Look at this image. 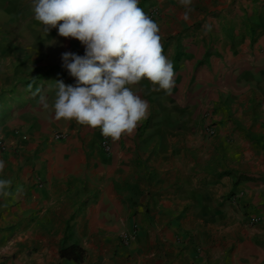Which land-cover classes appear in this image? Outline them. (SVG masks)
I'll list each match as a JSON object with an SVG mask.
<instances>
[{
	"label": "crops",
	"instance_id": "crops-1",
	"mask_svg": "<svg viewBox=\"0 0 264 264\" xmlns=\"http://www.w3.org/2000/svg\"><path fill=\"white\" fill-rule=\"evenodd\" d=\"M193 5L139 0L161 10L175 86H129L151 115L106 152L55 119L56 81L76 82L62 53L85 46L0 0V178L23 188L0 199V264H264V0Z\"/></svg>",
	"mask_w": 264,
	"mask_h": 264
},
{
	"label": "clouds",
	"instance_id": "clouds-1",
	"mask_svg": "<svg viewBox=\"0 0 264 264\" xmlns=\"http://www.w3.org/2000/svg\"><path fill=\"white\" fill-rule=\"evenodd\" d=\"M178 3L188 20L193 0ZM32 10L45 33L57 28L60 36L85 46L83 56L62 53V66L76 82L56 81V120L99 128L102 136L115 142L133 135L151 115L148 101L129 86L147 79L156 90L171 94L173 62L164 55L158 23L139 7V0H33ZM5 168L0 159V176ZM12 183L0 178V199L22 194L21 186L13 193Z\"/></svg>",
	"mask_w": 264,
	"mask_h": 264
},
{
	"label": "built area",
	"instance_id": "built-area-1",
	"mask_svg": "<svg viewBox=\"0 0 264 264\" xmlns=\"http://www.w3.org/2000/svg\"><path fill=\"white\" fill-rule=\"evenodd\" d=\"M148 15L155 21L158 17L161 16V10L159 8H157V7H154L152 9H150ZM208 114L210 115V112ZM205 131H206V133L211 134V135L216 133V129H215L214 123L212 122L211 119L205 125ZM56 137L61 139L64 136L62 134H57ZM100 144H101L102 148L106 152H111L112 149H113L111 138H105L104 136H102ZM7 148H8L7 143L5 142V140L2 137H0V149L4 150V149H7ZM256 219L257 218H253L252 222L257 221ZM134 234H135V231L134 232H130V233L129 232H124V234H123L124 242L128 243L134 237Z\"/></svg>",
	"mask_w": 264,
	"mask_h": 264
},
{
	"label": "trees",
	"instance_id": "trees-1",
	"mask_svg": "<svg viewBox=\"0 0 264 264\" xmlns=\"http://www.w3.org/2000/svg\"><path fill=\"white\" fill-rule=\"evenodd\" d=\"M64 252H63V250H62V254H63Z\"/></svg>",
	"mask_w": 264,
	"mask_h": 264
},
{
	"label": "rangeland",
	"instance_id": "rangeland-1",
	"mask_svg": "<svg viewBox=\"0 0 264 264\" xmlns=\"http://www.w3.org/2000/svg\"><path fill=\"white\" fill-rule=\"evenodd\" d=\"M101 138H102V136H101Z\"/></svg>",
	"mask_w": 264,
	"mask_h": 264
}]
</instances>
